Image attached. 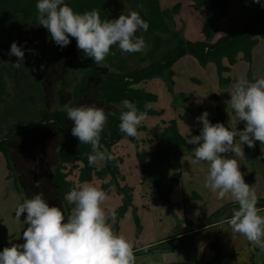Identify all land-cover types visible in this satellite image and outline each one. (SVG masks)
<instances>
[{"label":"trees","instance_id":"16d2710c","mask_svg":"<svg viewBox=\"0 0 264 264\" xmlns=\"http://www.w3.org/2000/svg\"><path fill=\"white\" fill-rule=\"evenodd\" d=\"M188 1L192 9H211L214 12L203 23L204 39L189 40L177 27L175 15L182 7L181 1L165 8L160 0H65L74 11H97L101 20L114 19L135 10L148 22L147 31L136 33L146 42V56L151 60L147 65L132 66L125 53L113 45L111 54L105 58L108 66L101 67L77 49L75 38L70 37L69 44L63 48L52 41L47 29L37 23L36 0H0V152L6 158L9 176L15 177L18 189L25 198L42 193L49 205L61 207L67 216L73 206L67 204L64 195L75 186L68 173V164H73L79 167V182L111 175L124 194L119 208L124 214L132 204L133 188L119 182L120 176L124 179L120 170L122 158L115 154L114 147L123 138L132 141L136 138L128 137L119 130L120 112L126 110L121 102L127 99L140 111H145V104L156 101L157 95L140 84L160 76L168 81L171 89L172 66L186 55L194 56L203 66L215 63L220 83L228 82L227 74L240 59L252 62L255 46L260 38L264 39V7L260 6L261 12L255 18L214 41L215 26L227 15L230 0ZM47 40L52 43L51 50L42 45ZM13 41L25 50L19 68L12 66L18 58L9 55ZM29 79L35 82L42 101L39 115L6 126V117L12 112L19 113L21 107L20 103H15L12 109L9 108L8 82L15 80L20 85ZM81 105L103 108L107 115L100 144L113 159L104 161L101 168L88 163L91 146L80 144L71 133L72 121L67 118L65 109ZM156 113L158 110L152 106L146 110V115ZM225 119V110L217 107V114L212 116L211 121L216 123ZM189 147L194 148L195 145L187 141L177 120L171 119L163 121L153 151H137L143 180L152 183L160 198L167 200L175 184L180 182L182 155ZM260 147L261 143L255 141L253 147L245 143L244 149L264 153ZM107 186L103 184L102 188ZM256 207H264V197L257 199ZM212 223L198 224L195 229ZM191 234L188 232L185 235L191 237ZM212 247L216 259L222 261L221 243L215 241ZM134 255H137L135 251ZM179 264H200V261Z\"/></svg>","mask_w":264,"mask_h":264},{"label":"rangeland","instance_id":"374dc122","mask_svg":"<svg viewBox=\"0 0 264 264\" xmlns=\"http://www.w3.org/2000/svg\"><path fill=\"white\" fill-rule=\"evenodd\" d=\"M178 1L182 2V7L175 15L177 27L189 40L204 39L202 26L204 21L212 17L213 10L192 9L188 0H160L165 8L172 7ZM227 11V15L215 26L214 41L243 22L255 18L261 12V7L253 0H230ZM42 45L51 50L50 41L42 42ZM146 51L147 47L142 52L124 53L132 66L141 67L151 61ZM172 69L174 75L171 89L168 81L160 76L140 84L157 95V100L151 106L158 113L146 115L137 130L139 138L135 141L123 138L114 147L115 154L122 158L120 170L124 179L120 176L119 182L133 188L132 204L127 211L124 214L120 212L124 194L119 191L111 175L94 177L85 182L107 193L105 207L116 211L115 219H110L109 223L114 232L123 235L133 244V250L137 249L134 250L137 253L135 264H179L184 261H200V264H264V248L255 247L241 234L231 232L227 218L238 208V204L230 193L218 198L216 191L205 186L210 166L207 162L195 159L192 147L185 149L182 155V177L168 194L167 200L160 198L150 181L143 180L137 159V151H153L163 121L176 119L180 131L191 143L192 137L198 135L202 127L196 117L206 110L212 122L217 107H221L226 113V119L221 123L225 127L242 130L244 122L237 121L231 109L230 93L234 82L240 77L249 81L263 77L264 39L260 38L255 46L252 62L240 59L227 74L229 80L226 83H220L215 63L203 66L191 55L180 58ZM7 91L9 108L12 109L15 103H20L21 107L19 113L12 112L6 117V126L38 117L42 101L33 80L23 81L20 85L10 80ZM234 143L241 148L242 155L236 156L231 152L221 155L235 158L240 164L245 182L255 191L257 199L264 197V153L245 151V144H239L238 138ZM260 148L264 151V144ZM103 165L104 162L96 164L98 168ZM9 173L6 158L0 152V250L13 243H23L22 236L18 237V234L27 227L23 224L25 214L21 215L20 220L14 216L15 208L25 197L18 189L15 177L9 176ZM68 173L75 186L85 183L78 181L79 167L68 164ZM103 184H107V188L103 189ZM258 210L264 216V207ZM210 222L214 223L195 229L198 224ZM188 232H192L191 237L185 235ZM215 241L222 245V261L216 259L212 247Z\"/></svg>","mask_w":264,"mask_h":264},{"label":"clouds","instance_id":"9594fccd","mask_svg":"<svg viewBox=\"0 0 264 264\" xmlns=\"http://www.w3.org/2000/svg\"><path fill=\"white\" fill-rule=\"evenodd\" d=\"M264 7V0H253ZM37 23L45 27L52 41L63 48L75 38L76 47L95 64L107 67L105 58L116 45L121 52H142L146 42L138 31H147L148 22L135 10L120 14L114 19L101 20L97 11L77 12L65 0H36ZM9 55L18 59L13 67H21L25 50L17 42L10 45ZM43 68V65H41ZM230 106L237 121H243L242 130L225 127L221 122L212 123L208 112L196 119L202 124L198 135L192 137L195 159L209 164L206 187L217 192L218 198L230 193L238 208L227 220L232 233L244 236L255 247L264 248V216L256 207L257 195L245 182L240 164L231 152L242 155L234 143L253 147L255 141L264 144V77L249 81L243 77L233 84ZM119 115V130L128 137H138V127L146 118L145 111L124 99ZM67 118L72 121L71 133L80 144L91 146L88 163L95 165L113 159L100 144V134L107 120L103 108L95 106L66 107ZM115 115V113H112ZM107 193L92 183L72 187L64 200L73 207L65 216L61 207L49 205L43 194L24 198L17 205L14 216L24 215L23 243H13L0 250V264H135L133 244L126 237L113 231L114 208H106Z\"/></svg>","mask_w":264,"mask_h":264}]
</instances>
